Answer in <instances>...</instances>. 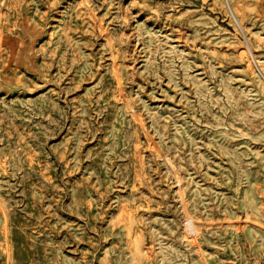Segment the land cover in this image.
Returning a JSON list of instances; mask_svg holds the SVG:
<instances>
[{
  "label": "rangeland",
  "instance_id": "rangeland-1",
  "mask_svg": "<svg viewBox=\"0 0 264 264\" xmlns=\"http://www.w3.org/2000/svg\"><path fill=\"white\" fill-rule=\"evenodd\" d=\"M0 264H264V0H0Z\"/></svg>",
  "mask_w": 264,
  "mask_h": 264
}]
</instances>
